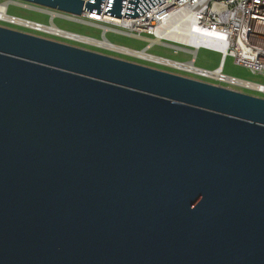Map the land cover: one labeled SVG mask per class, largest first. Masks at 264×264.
I'll return each mask as SVG.
<instances>
[{"label":"water","instance_id":"obj_1","mask_svg":"<svg viewBox=\"0 0 264 264\" xmlns=\"http://www.w3.org/2000/svg\"><path fill=\"white\" fill-rule=\"evenodd\" d=\"M0 264H264V98L0 25Z\"/></svg>","mask_w":264,"mask_h":264},{"label":"built area","instance_id":"obj_2","mask_svg":"<svg viewBox=\"0 0 264 264\" xmlns=\"http://www.w3.org/2000/svg\"><path fill=\"white\" fill-rule=\"evenodd\" d=\"M106 1H103L100 14L82 10L80 15H73L51 12L19 0H6L0 2V23L7 28L15 27L16 29H11L18 28L19 31L44 38L94 45L89 39L92 37L61 29L52 19L59 16L85 23L99 29L100 40L106 41V47L94 46L148 61L175 73H183V76L189 78L240 92L264 95V0H162L136 17L124 16L128 0L124 1L120 17L103 13ZM9 4L48 13L50 22L41 23L10 14L7 12ZM107 32H116L148 43L141 49L115 45L107 40ZM152 44L171 47L174 52L189 54L190 58L178 61L150 54L147 50ZM200 48L220 53V63L212 69L196 66V52ZM227 57L232 58L236 65L244 67L249 74L257 76L261 81L225 74L223 64Z\"/></svg>","mask_w":264,"mask_h":264},{"label":"rangeland","instance_id":"obj_3","mask_svg":"<svg viewBox=\"0 0 264 264\" xmlns=\"http://www.w3.org/2000/svg\"><path fill=\"white\" fill-rule=\"evenodd\" d=\"M6 0H0V2H5ZM30 6H38L35 4H31V3H26ZM40 8H44L39 6ZM51 12H59L57 10H52V9H48L45 8ZM7 12L13 15H17V16H21V17H25L34 21H38L41 23H49L50 22V15L48 13H44V12H39V11H34L28 8H24L21 6H17L14 4H9L8 8H7ZM52 22L59 28L67 30V31H71V32H75V33H79V34H85L87 36H90L92 38L95 39H100V30L85 24V23H78V22H74L71 21L69 19H65L59 16H54L52 19ZM1 26H6L4 24H1ZM11 28H15V27H11ZM16 29V28H15ZM17 30H19L17 28ZM46 37V36H45ZM142 37L148 38L150 39V37L142 35ZM54 39L51 37H48V39ZM106 38L107 40H109L110 42L114 43L115 45H122V46H127L130 48H134V49H141L145 46V44L148 43V41L145 40H134L132 38H128L122 34H118L116 32H107L106 33ZM56 41H58L57 39H54ZM62 43H66V44H70L73 46H77V47H81L84 49H88L91 51H95L101 54H106L112 57H116V58H120L126 61H130V62H135L138 64H142L145 66H150L153 68H157L160 70H164V71H168L171 73H175V71L162 67V66H156L148 61L145 60H141V59H136V58H131L128 56H124V55H119L107 50L102 49L99 46H94V45H83V44H77V43H68V42H64V41H59ZM148 53L150 54H154V55H158V56H163L172 60H178V61H186L190 58V55L187 53H183V52H174L173 49L171 47H163L161 45L158 44H152L151 47L147 50ZM220 63V53L210 50V49H205V48H200L197 50L196 52V59H195V65L199 66V67H204V68H209L212 69L214 67H216L218 64ZM223 72L227 75H231V76H236L239 78H247V79H251V80H255V81H261L257 76H254L252 74H249V72L247 71V69H245L242 66L236 65L233 61L232 58L227 57L224 60V64H223ZM177 74L179 72H176ZM179 75L183 76V73H179ZM190 76V75H188ZM244 93L247 94H251L254 96H258V97H262L264 98V95L261 94H254L251 92H247V91H242Z\"/></svg>","mask_w":264,"mask_h":264},{"label":"bare ground","instance_id":"obj_4","mask_svg":"<svg viewBox=\"0 0 264 264\" xmlns=\"http://www.w3.org/2000/svg\"><path fill=\"white\" fill-rule=\"evenodd\" d=\"M91 39V42L94 44V45H100V46H104L106 47V41H101L100 39H94V38H89Z\"/></svg>","mask_w":264,"mask_h":264}]
</instances>
